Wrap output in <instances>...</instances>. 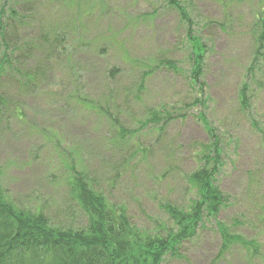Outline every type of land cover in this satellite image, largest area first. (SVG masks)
<instances>
[{
  "label": "rangeland",
  "instance_id": "rangeland-1",
  "mask_svg": "<svg viewBox=\"0 0 264 264\" xmlns=\"http://www.w3.org/2000/svg\"><path fill=\"white\" fill-rule=\"evenodd\" d=\"M26 1L34 0H0V10L29 8ZM179 2L190 25L168 0H83L93 14L75 36L65 29L74 20L64 0H37L33 20L14 38L65 35L66 53L54 56L43 91L7 89L23 104L27 120L3 125L0 169L19 206L83 228L86 217L68 185L73 165L111 202L126 206L137 227L154 230L169 223L162 204L189 206L195 198L188 176L203 165L211 126L223 149L218 185L227 206L217 220L207 219L178 259L167 257L164 264H264V44L258 20L264 0ZM189 28L208 49L206 110L192 103ZM154 110L175 114L161 135L144 125ZM119 125L133 136L126 137L127 149H116ZM218 221L258 243L260 254L238 243L222 252Z\"/></svg>",
  "mask_w": 264,
  "mask_h": 264
},
{
  "label": "trees",
  "instance_id": "trees-1",
  "mask_svg": "<svg viewBox=\"0 0 264 264\" xmlns=\"http://www.w3.org/2000/svg\"><path fill=\"white\" fill-rule=\"evenodd\" d=\"M26 2L29 8L21 6L22 9L17 10L15 5L16 8L3 7L0 10V133H3V125L9 122L25 123L27 120L23 104L14 100L7 89L16 87L18 92L25 95L43 91L41 88L47 81L51 66L57 62L54 56L58 58L66 53L62 51L67 43L65 35H44L40 39L25 41L14 38L18 30L26 28L27 22H31L36 13L37 0ZM64 2L65 8L71 12L70 18L74 20L65 24L66 32L75 35L81 32L82 27L86 28L84 23L89 20L93 10L83 0ZM168 4L178 12L183 22L190 25L187 10L179 0H168ZM262 13L264 15V5L258 14L260 45L264 44ZM78 37V43L82 42V37ZM188 38L191 44L189 78L196 90L192 103L206 110L208 97L205 92L207 83L204 81V70L208 49L190 28ZM36 51L43 53L41 57H35L33 52L38 54ZM31 52L33 55H30ZM165 65L171 72L180 74L174 63L165 61ZM246 89L247 86L242 89L244 103L247 99ZM90 103L94 108L95 105ZM203 117L200 116L206 123L204 114ZM175 119L173 113L154 110L149 112L144 125L153 126L156 134L161 135L164 127ZM116 128L119 138L116 149H127L128 146L124 145L128 143L126 137L131 139L132 134L120 125ZM211 128L210 126L211 143L202 154L203 165L188 176V187L194 192L195 198L189 206L162 204L169 223L160 222L154 230L147 231L137 227L131 222L126 206L111 202L104 192L95 187L87 174L76 173L73 165L70 167L72 177L68 185L74 203L86 217L83 228L56 224L43 209L19 206L8 190L4 173L0 169V264H164L167 257L178 259L184 244L199 235L207 219L217 220L227 206L228 196L224 195L218 185L223 149L219 144L220 139L214 136ZM129 148L135 149V146L129 145ZM217 226L223 239L222 252H228L238 243L253 256L260 254L261 247L258 243H249L243 237L233 235L231 228L219 221Z\"/></svg>",
  "mask_w": 264,
  "mask_h": 264
}]
</instances>
